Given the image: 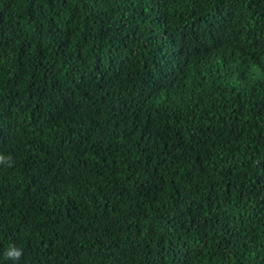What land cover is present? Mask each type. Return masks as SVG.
<instances>
[{"label": "trees", "instance_id": "trees-1", "mask_svg": "<svg viewBox=\"0 0 264 264\" xmlns=\"http://www.w3.org/2000/svg\"><path fill=\"white\" fill-rule=\"evenodd\" d=\"M0 154V264H264V0H0Z\"/></svg>", "mask_w": 264, "mask_h": 264}, {"label": "clouds", "instance_id": "clouds-1", "mask_svg": "<svg viewBox=\"0 0 264 264\" xmlns=\"http://www.w3.org/2000/svg\"><path fill=\"white\" fill-rule=\"evenodd\" d=\"M10 159H11L10 157H5L4 155L0 154V164H8ZM4 255L8 259L18 260L21 257L22 252L20 249L14 246H9V248L6 250Z\"/></svg>", "mask_w": 264, "mask_h": 264}]
</instances>
